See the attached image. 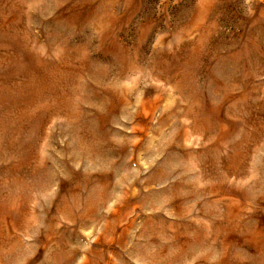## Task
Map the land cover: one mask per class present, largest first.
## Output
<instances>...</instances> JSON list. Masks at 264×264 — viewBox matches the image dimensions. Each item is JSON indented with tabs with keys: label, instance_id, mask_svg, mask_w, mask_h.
Instances as JSON below:
<instances>
[{
	"label": "rangeland",
	"instance_id": "374dc122",
	"mask_svg": "<svg viewBox=\"0 0 264 264\" xmlns=\"http://www.w3.org/2000/svg\"><path fill=\"white\" fill-rule=\"evenodd\" d=\"M0 264H264V0H0Z\"/></svg>",
	"mask_w": 264,
	"mask_h": 264
}]
</instances>
